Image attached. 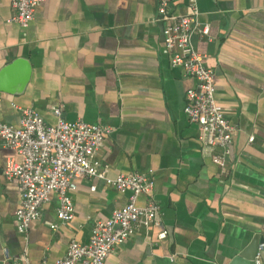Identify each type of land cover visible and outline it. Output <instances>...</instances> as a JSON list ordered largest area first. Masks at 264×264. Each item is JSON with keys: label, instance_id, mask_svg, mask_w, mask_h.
<instances>
[{"label": "crops", "instance_id": "1", "mask_svg": "<svg viewBox=\"0 0 264 264\" xmlns=\"http://www.w3.org/2000/svg\"><path fill=\"white\" fill-rule=\"evenodd\" d=\"M199 7L210 32L193 43L237 128L225 175L185 114L196 83L172 66L158 0H46L26 29L9 22L14 10L0 0V71L18 58L32 65L23 94L0 92V122L20 127V109L35 108L55 126L54 109L61 108L69 122L111 129L98 152L110 178L142 172L155 179L158 225L138 231L106 264H247L239 256L264 239V0H199ZM174 10L185 14L187 0H175ZM19 81L9 80L10 87ZM10 160L22 158L0 139V264L22 263L23 256L22 264H53L129 203L130 192L76 179L74 219L58 221L52 194L24 235L16 222L21 187L4 175ZM148 200L141 196L138 204ZM164 231L168 238L160 241Z\"/></svg>", "mask_w": 264, "mask_h": 264}, {"label": "built area", "instance_id": "2", "mask_svg": "<svg viewBox=\"0 0 264 264\" xmlns=\"http://www.w3.org/2000/svg\"><path fill=\"white\" fill-rule=\"evenodd\" d=\"M9 1L14 10L9 22L26 29L34 20L37 7L46 0ZM174 3L175 0H158V19L164 25L165 47L172 66L196 83L187 92L185 114L190 123L198 126L203 149L212 153V161L225 175L237 128L218 104L215 73L207 66L206 56L193 43L196 34L208 36L210 31L200 24L199 0H187L185 14H177ZM20 112V127L0 122V139L22 158L19 163L8 161L4 170L5 177L18 181L21 187V207L16 213V222L22 234L27 235L32 223L42 218L43 206L52 194L59 201L58 221L65 225L74 219L72 192L76 190V179L100 180L118 192L131 193L124 208L115 211L109 220L94 225L88 243L73 241L66 256L53 264H106L110 255L138 231L149 233L158 225L161 207L152 196L156 187L154 177L135 172L110 178L107 167L98 159L99 150L112 132L109 127L84 121L69 122L63 118L61 108L54 109L59 119L55 126L46 123L35 108H21ZM144 195L149 196V200L145 206H140L138 199ZM58 227L57 224L51 226L53 230ZM158 238L166 240L168 232H162ZM263 252L264 244L259 247L254 264H263ZM21 261L26 263L27 258L23 256Z\"/></svg>", "mask_w": 264, "mask_h": 264}, {"label": "water", "instance_id": "3", "mask_svg": "<svg viewBox=\"0 0 264 264\" xmlns=\"http://www.w3.org/2000/svg\"><path fill=\"white\" fill-rule=\"evenodd\" d=\"M17 75H20V81L15 88H11L9 80H13ZM32 76V65L25 58H18L10 64L4 66L0 71V92L10 94H23ZM264 244V239L256 237L250 246L242 252L239 260H245L247 264H254L258 254L259 247ZM264 258V252L262 254Z\"/></svg>", "mask_w": 264, "mask_h": 264}]
</instances>
